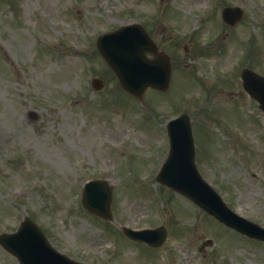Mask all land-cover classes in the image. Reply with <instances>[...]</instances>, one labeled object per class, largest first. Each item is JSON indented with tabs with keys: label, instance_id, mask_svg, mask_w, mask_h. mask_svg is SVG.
<instances>
[{
	"label": "rangeland",
	"instance_id": "obj_1",
	"mask_svg": "<svg viewBox=\"0 0 264 264\" xmlns=\"http://www.w3.org/2000/svg\"><path fill=\"white\" fill-rule=\"evenodd\" d=\"M226 5L244 9L231 29L217 12ZM85 9L76 0H0V233L29 217L52 246L86 263L264 264L262 244L152 180L166 155L164 121L185 112L202 176L232 211L264 227V114L235 76L243 65L264 75V0H88ZM195 16L207 45L180 33ZM130 22L143 24L174 66L169 91H147L144 103L121 93L95 54L100 34ZM227 74L236 82H215ZM93 78L103 79L101 90ZM146 172L141 186L134 175ZM103 177L115 186L114 223L80 206L83 182ZM123 223L165 224L169 239L155 251L124 244ZM0 264L17 263L0 247Z\"/></svg>",
	"mask_w": 264,
	"mask_h": 264
},
{
	"label": "water",
	"instance_id": "obj_2",
	"mask_svg": "<svg viewBox=\"0 0 264 264\" xmlns=\"http://www.w3.org/2000/svg\"><path fill=\"white\" fill-rule=\"evenodd\" d=\"M166 69L163 68L166 76V79L163 82L164 86L167 85L169 77V68L167 66ZM123 73H125V70ZM248 76L251 77L250 75L245 76L246 84L254 86V83L259 82H253V79H249ZM163 83H157L150 79H145L141 83L135 85L134 88H131V90L127 89V85L125 86L124 83L122 85L132 94L140 97L144 88L147 86L163 89V86H161ZM253 94L257 96L262 103L264 102V93L253 91ZM177 126H179L178 129L180 132L186 131V126L181 121L180 125L179 122L173 123L170 132L172 133L176 131ZM186 138V134H181L179 136V146L172 142L171 156L169 161L163 166L158 180L189 196L208 213L213 214L226 225L231 226L250 237L264 240V231L255 226H250L240 219L233 218L224 209L220 210L217 204L213 205V203L210 202L211 199L203 196V194L209 195L211 193L205 189L204 186L197 184L196 179L194 178L195 174L191 167V159L193 156L192 145L189 140H186ZM174 148L176 149L174 150ZM187 159H190V161ZM110 202L111 189L109 187L102 185L99 182H93L86 185L84 189L83 204L87 210L101 217H106L109 214ZM0 242L7 250L18 258L20 264H46L48 261H52L56 257L55 254H50L51 252H49V248L45 244L44 237L36 226L28 220L23 222L18 233L11 237L2 238L0 239ZM44 256L47 257L45 258ZM62 264L68 263L63 262Z\"/></svg>",
	"mask_w": 264,
	"mask_h": 264
}]
</instances>
